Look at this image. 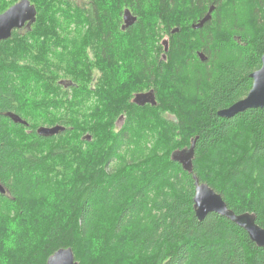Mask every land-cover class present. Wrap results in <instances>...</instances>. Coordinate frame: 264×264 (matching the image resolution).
<instances>
[{"label": "trees", "instance_id": "trees-1", "mask_svg": "<svg viewBox=\"0 0 264 264\" xmlns=\"http://www.w3.org/2000/svg\"><path fill=\"white\" fill-rule=\"evenodd\" d=\"M17 2L0 0V14ZM29 2L35 23L0 42V186L5 190L0 264H47L56 251L68 248L77 264H264V249L242 228L216 214L198 221L193 209L195 176L233 214H253L264 229V109L217 115L247 96L250 75L261 67L264 0ZM211 7L210 21L193 30ZM124 8L137 21L122 31ZM71 16L83 21L90 54L97 59L98 70L85 67L83 78L61 68L69 60L66 49L58 48V21ZM154 36L156 106H136L129 97L132 114L123 109L121 129L116 128L121 111L106 115V100L90 115L89 102L111 84L104 66L113 44L122 39L143 47ZM174 55L179 60L172 63ZM27 59L36 65L30 67ZM121 75L115 72L114 84ZM180 85L192 94L182 97ZM166 91L171 95L164 100L160 92ZM166 108L170 116L161 114ZM7 113L27 125L13 123ZM41 115L58 119L35 125ZM83 117L88 122L80 126ZM56 124L64 132L49 138L36 134L38 127ZM147 132H156L170 150L157 142L151 158L140 161L134 150L149 142ZM195 138L188 174L171 154L189 148Z\"/></svg>", "mask_w": 264, "mask_h": 264}, {"label": "rangeland", "instance_id": "rangeland-1", "mask_svg": "<svg viewBox=\"0 0 264 264\" xmlns=\"http://www.w3.org/2000/svg\"><path fill=\"white\" fill-rule=\"evenodd\" d=\"M19 1L20 0H18V2ZM102 5L106 6V3L102 2ZM126 9H128V8H126ZM126 9L124 8V10H126ZM124 10L122 9L121 12ZM119 12H120V9H117V10H115L114 14H118ZM122 16H123V12L121 13V17H120L121 20H122ZM118 20H119V18H117V22H118ZM58 23L61 25V30L59 31V34L61 36V43H62V44H59L58 48L59 49H66L65 54L68 56V60H69L67 63L63 64L61 66V68L67 72H71L72 75L78 76V78H83L84 76H86L87 72L85 71L86 70L85 67H87L89 65L92 67L91 68L92 72H95L94 70H98L97 65H95V62L97 59L93 60V58L90 54L89 48H88V46H89L88 34H87V30L83 24V21L81 19L77 20L73 16H71L67 20H64L63 18L60 19L58 21ZM120 24L121 23H119L118 28H120ZM192 25H194V24H192ZM144 26L148 27L149 26L148 22ZM156 38H157V36L152 37L150 39V43L147 42L148 45H144L143 47L142 46H133L131 44L132 41H129V44L126 45L127 41H124L122 39H121L119 44H113V47L115 49L114 50L111 49V51L109 52V55H108L109 60H108L107 64H105V66H104V67H107L111 72V74L109 75V78L111 81V84L109 83V88L112 89V86H113V89L111 91H109V88L107 85L108 90L104 88L103 95L101 96V98L97 97L95 99H92L89 102V104L87 105V107H88L87 109H89L88 110L89 112H90V109L99 112L100 109H103V103L104 102L102 100H106V102H108V105H107V103H105L104 106H107L109 108V111H105L106 115L113 116V114L115 113V110L117 108H119V111H121V114L117 118L116 128L121 129L125 125V118L127 117L125 115L127 113L125 114V111L123 109H126V111L128 109V107H127L128 98L133 96V94H135V93L145 92L149 89H153V87L155 86V77H156L155 74H156V72L154 71V68L157 65L156 61L158 58V49L156 48ZM165 39H167V38H164L163 40H165ZM146 41L147 40H145V42ZM86 52H87L88 56H85ZM165 54H163V55L160 54V57L161 56L164 57ZM87 57H88L89 61H87ZM166 59H167V57H165V61H166ZM178 60H179V56L174 55V57L172 59V63H174ZM167 61H168V59H167ZM28 62H29V60L27 61V64L30 67H34L36 65L33 60L31 63L30 62L28 63ZM169 64H171V63L169 62ZM98 65L103 66V64H101V62H99ZM107 68H106V70H107ZM194 70H196V69H188V72H190V71L194 72ZM115 72L116 73L118 72L120 75H121V73H124L123 75H121V79L116 84H114L115 83L114 80H116L115 79ZM110 85H112V86H110ZM179 92L181 93L182 97L186 96L187 93L192 94L191 89L188 87H184V85L179 86ZM193 94H194V92H193ZM170 95H171V93L169 91H166L164 93L160 92V96L164 97V98H162L164 100L169 99ZM39 96L40 97H38V100L40 102H43V95L41 94ZM115 103H116V105H115ZM168 104H171V103L169 102ZM183 104H184V102H183ZM120 108H122V109H120ZM168 109L167 110L163 109V111H161L162 112L161 114L164 116H170L171 114H170ZM122 111H123V113H122ZM92 113L90 112V115ZM130 113L132 114L131 111H130ZM121 116H123V119H120ZM40 117H42V115ZM52 119H58V117L47 118V119L46 118L44 119L42 117L39 120V122H34V123H35V125H39V124H43L44 122H47L49 120L55 122V120H52ZM86 120L87 119L83 117V120H81L79 122V125L81 126V124H85ZM90 120L93 121V119H90ZM87 122H88V120H87ZM56 125H58V124H56ZM54 126L55 125H53V126L43 125L40 127L50 128V127H54ZM40 127H38V128H40ZM147 134L149 137V142L138 143V145L135 147L136 150H134V153H135V156L138 160L142 161V160H146V159L148 160L149 158H151V154H152L153 150L155 149V145L157 142H158L159 148H162L165 150H170V148L166 144V142H163L158 137L156 132L155 133L154 132H152V133L147 132ZM132 154H130V156ZM128 159H129V157L126 159V161H128ZM40 197H41V195H40ZM96 252L97 253H95V256H98V251L96 250Z\"/></svg>", "mask_w": 264, "mask_h": 264}, {"label": "water", "instance_id": "water-1", "mask_svg": "<svg viewBox=\"0 0 264 264\" xmlns=\"http://www.w3.org/2000/svg\"><path fill=\"white\" fill-rule=\"evenodd\" d=\"M213 9L214 8L211 7L202 20H200L197 24L192 25V29H201L205 23L210 21ZM35 21V7L29 2V0H20L8 8L5 12L0 14V42L10 39L14 31L22 29L29 30ZM136 21L137 19L131 15L129 10L124 11V26L122 27V31L134 25ZM178 30L179 29H175L171 33L175 34ZM161 44L164 48V52L167 53L168 40H163ZM198 56L202 62L206 60L203 54L199 53ZM250 79L252 80V87L247 96L234 103L229 108L219 111L217 115L220 118H231L237 114L244 113L247 110L264 109V55L261 57L260 69L252 73L250 75ZM132 103L137 106H144L147 103L151 106H156L155 95L153 91L136 94ZM6 116L15 124H21L24 126L27 125L26 122L13 113H7ZM64 130L65 128L59 125L51 128L41 127L36 130V134L44 138H49L64 132ZM87 140H90V137H87ZM196 140L197 138L191 141L189 148L175 151L171 154V160L178 163L188 174H192L193 172ZM193 180L195 186L193 209L195 217L198 221L204 220L209 214H216L227 218L235 225L242 228L257 247L264 249V229L260 228L255 223V216L253 214H233V212L227 208L225 202L219 194L214 192L207 184L200 183L195 176H193ZM0 193L4 194V190L1 186ZM47 264H77V262H75L73 251L68 248L56 251L48 258Z\"/></svg>", "mask_w": 264, "mask_h": 264}, {"label": "flooded vegetation", "instance_id": "flooded-vegetation-1", "mask_svg": "<svg viewBox=\"0 0 264 264\" xmlns=\"http://www.w3.org/2000/svg\"><path fill=\"white\" fill-rule=\"evenodd\" d=\"M162 57V56H161ZM150 91H153V89H149V90H147V91H145V92H138V93H135V94H133V96H132V98L130 99V102L132 103V100H133V98H134V96L136 95V94H140V93H148V92H150ZM148 105H150V104H145L144 106H140V107H145V106H148ZM137 106V105H136ZM151 106V105H150ZM122 117V118H121ZM120 117V119H123V116H121ZM4 193H5V191H4Z\"/></svg>", "mask_w": 264, "mask_h": 264}, {"label": "bare ground", "instance_id": "bare-ground-1", "mask_svg": "<svg viewBox=\"0 0 264 264\" xmlns=\"http://www.w3.org/2000/svg\"><path fill=\"white\" fill-rule=\"evenodd\" d=\"M126 11V10H125ZM124 26V22H123V25L122 27ZM122 27H121V30H122ZM202 54V53H201ZM162 59L165 60V57L162 56ZM60 126V125H59ZM62 127V126H61ZM41 128V127H40ZM51 128V127H50ZM64 128V127H63ZM87 137H90V136H87ZM2 187V186H1ZM4 189V188H3ZM5 191V190H4Z\"/></svg>", "mask_w": 264, "mask_h": 264}]
</instances>
